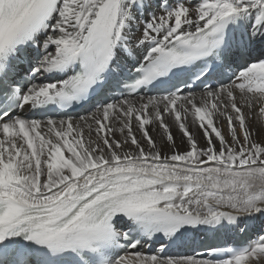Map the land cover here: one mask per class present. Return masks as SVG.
Listing matches in <instances>:
<instances>
[{
	"label": "snow or ice",
	"instance_id": "obj_1",
	"mask_svg": "<svg viewBox=\"0 0 264 264\" xmlns=\"http://www.w3.org/2000/svg\"><path fill=\"white\" fill-rule=\"evenodd\" d=\"M252 220L264 0H0V264H264L171 253Z\"/></svg>",
	"mask_w": 264,
	"mask_h": 264
},
{
	"label": "bare ground",
	"instance_id": "obj_2",
	"mask_svg": "<svg viewBox=\"0 0 264 264\" xmlns=\"http://www.w3.org/2000/svg\"><path fill=\"white\" fill-rule=\"evenodd\" d=\"M220 123H221V125H223L224 122L221 121ZM256 126L257 125L255 124V122H253V127H256ZM172 131H173V135L177 138V150L178 151L187 150L188 145H187L186 141H185V143H180V140H179L180 134H179L178 129L173 127ZM225 131H226V129H225ZM154 138L157 140L158 145H160L162 147V150L163 151H167V148L160 144L161 138L158 135H155V134H154ZM197 140H198V143L200 144V146L204 145V139L202 137V134H200L199 132H197ZM66 155H67V153H66ZM261 229H262L261 221L260 220H252V221H249V226H248L247 230H245V231H237L236 229H234L232 227H229V228H226V229H223V230L226 232V234L228 235L229 238H232V240H233L234 237L237 238L238 236H241L243 233H244V235L241 238H244L246 236V234H247L248 235L247 241L250 242V241H254L257 238L258 235L264 234V233H262ZM212 232L215 233V231H212ZM191 233L192 232H189L187 234L186 239L183 241L184 244H186V246L182 247V248L177 246L178 244L173 246L172 249H171V253L172 254L181 255V252L185 251V253H186L185 256H195L196 257L195 253L197 251L198 246L196 244H194L193 240H191L189 238L188 235H191ZM194 233L196 235H198L197 232H194ZM157 246L158 245H156V244H153L152 247H148L146 245V246H144L143 250L145 252H151ZM196 258L200 259L198 257H196ZM204 259H207V258H204Z\"/></svg>",
	"mask_w": 264,
	"mask_h": 264
}]
</instances>
